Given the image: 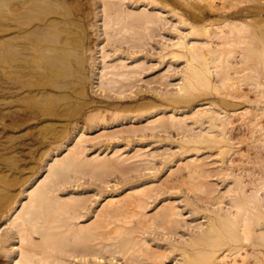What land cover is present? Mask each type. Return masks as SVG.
<instances>
[{"label": "bare ground", "instance_id": "obj_1", "mask_svg": "<svg viewBox=\"0 0 264 264\" xmlns=\"http://www.w3.org/2000/svg\"><path fill=\"white\" fill-rule=\"evenodd\" d=\"M174 1L185 2L134 0L129 7L125 0H95L93 4L86 0H0L1 128L41 134L43 127L55 123L53 137L48 136L51 131L45 133L46 128L42 134L51 142L37 154L30 152L29 161L19 162L16 150L0 149V264H118L119 259L122 264H169L168 257L177 259L176 264H264V5H251L250 0H223L221 6L209 2L222 17L195 21L173 7ZM97 18L104 20L103 31L96 30ZM167 22L174 35L162 33L170 41L160 42V56L170 66L183 63L174 99L187 105L181 110H176L178 105H163L147 115L146 125L115 133L174 128L182 132L179 147L185 153L168 165L172 167L164 179L134 181L121 192H103L104 198L89 208V190L70 191L63 185L91 173L101 178L118 171L130 178L147 166L143 155L148 153L129 154L113 148L110 154L86 155L87 140L109 139L115 134L106 132L109 124L131 118L95 112L103 105L90 106L94 101L87 102L90 109L85 121H94L93 126L102 131L93 135L89 125L76 123L77 132H71V121L62 117L73 108L69 103L73 96L87 94L91 71L100 74V85L114 93L130 89L142 74V60L125 61L121 54L107 62L105 53L102 66L94 70L93 50L106 52L108 45L102 33L118 53L122 48L116 42L125 40L129 48L140 49ZM134 53L129 52L130 56ZM198 93L225 96L214 101ZM236 114L244 131L240 142L257 148L253 157L243 155L259 164L258 181L249 180L246 170L234 173L231 167L239 150L231 145L230 134ZM10 116L11 122L6 119ZM202 150L215 152L216 157H201ZM213 171L232 176L223 192H216L207 182ZM71 172L76 175L68 179ZM183 184L190 185L196 197L204 193L218 203L201 208L185 197L192 210L206 211V220L192 217L189 221L169 195L160 197ZM226 196L229 202L222 205ZM158 199L161 204L150 212L151 202ZM88 209L94 213L90 221L84 217ZM183 221L193 229L189 237L176 239ZM153 233H159L157 238L164 235L167 243L151 242L156 238H148ZM229 240L238 243L231 245Z\"/></svg>", "mask_w": 264, "mask_h": 264}, {"label": "rangeland", "instance_id": "obj_2", "mask_svg": "<svg viewBox=\"0 0 264 264\" xmlns=\"http://www.w3.org/2000/svg\"><path fill=\"white\" fill-rule=\"evenodd\" d=\"M95 0H86L88 3H94ZM126 5L129 7H133L136 2H133L134 0H125ZM209 2H214L217 6H221L223 0H185V2L180 1H174L173 3H170L173 7H176L177 9H181L182 11H185L187 16H189L192 20L195 21H202L203 19H219V16L217 13L213 11L212 6ZM247 3V2H245ZM248 3L252 4H261L264 5V0H250ZM258 4V5H259ZM92 16V15H91ZM93 20L96 22V18L93 17ZM103 18H97V24L99 26H95L97 31H103ZM102 23V24H101ZM101 25V26H100ZM169 26H171V22H167L160 26V28L156 31V34L153 35L150 39H148V43L145 44L142 48H129L127 43H125V40L122 41V43L116 42L119 46H121L124 53H121L118 51V53H115L114 47L115 44L109 43L107 38L105 37V34H101V39L103 40V43H107L105 50L106 52H102L101 50L94 49L93 54L96 56V60H94V70L96 66H102L103 64V55L107 53V56H104V59L107 62H112V59L116 56L121 54V58L125 61H135L136 58H139L142 60L143 67L141 68L142 74H139L137 76V79L134 80L133 85L130 89L125 90L122 93H114L110 92L108 87L103 88L100 85V74L95 73L94 71L90 72L91 78L89 82H86L85 91H87L85 95H76L71 98L70 107L71 111L67 113L63 118L69 119L71 127V132L76 129V123L77 124H83L89 125L88 130L90 131V134H96L101 130L100 126H93L94 121L86 122V113L89 111L90 106L94 105H103L100 106L99 109L94 110L95 112H99L105 116L112 117L116 113L123 116L131 117L130 119H125V123L122 122H115L109 124L108 129H106V132H114L122 129H130L131 127H142L143 125H146V117L149 114H152L155 110H159L163 105L166 104H172V105H178L176 110H181L180 108L183 105H187L186 101L182 102H175L174 96L176 97L175 91L177 90V84L176 82L179 81L180 75L182 73V67L183 63L178 62L170 66V62L167 58H162L160 56L161 54V44L160 42L165 41L166 39L162 37V33L168 36H173L168 29ZM94 30V29H93ZM132 31L128 33L129 36H131ZM170 41V40H166ZM129 52H135L130 56ZM161 74V75H160ZM162 75H164L162 77ZM75 86V85H74ZM76 87V86H75ZM74 87V88H75ZM71 92L73 93L72 88ZM212 91V90H211ZM223 91V90H222ZM196 92V91H195ZM224 92V91H223ZM108 93L113 94L112 96H108ZM160 93H167L160 95ZM201 97L206 96L208 99H212L214 101H221L223 97L225 96V93H222V96H218L215 94H206V93H198ZM94 101L90 106L87 107L88 101ZM235 100H238V98H235ZM50 101L48 104L51 105ZM82 106L80 109V105ZM110 103V106L108 105ZM176 103V104H174ZM56 105V104H55ZM75 105H78L79 107H75ZM86 105V106H85ZM106 105V106H105ZM87 107V108H86ZM171 107V106H170ZM241 107V106H240ZM101 108V109H100ZM77 109V110H75ZM241 109V108H240ZM74 110V111H73ZM74 112V114L72 113ZM79 111V112H78ZM183 112V111H182ZM190 112V111H188ZM238 112V110L236 111ZM76 113V114H75ZM13 116L7 117L6 119H12ZM133 119H136L137 122H132ZM234 119V125L233 130L230 132L231 136L233 137L234 144L231 143V145H236L239 150L234 154L235 160L232 162L231 167L234 169V173H243L244 170L247 172V178L251 181L257 180L259 178V164L256 163L253 159L246 160L245 155H243V152H246L251 157L256 154L257 148L251 144H243L240 142L241 138L243 137V125L240 119V115L236 114L233 115ZM2 118H1V110H0V149L3 151H11L16 150V157L18 158L19 162H25L29 161L31 157L30 152H41V149L43 150L46 145H48L51 142V139L42 138V134H47V132L54 130L55 123L50 124L49 126L43 127V133H38L37 130H29L27 131L25 128H9L3 130L2 126ZM132 123H131V122ZM11 122V121H10ZM190 123V122H189ZM54 126V127H53ZM130 126V127H128ZM2 127V128H1ZM49 129V130H48ZM42 130V129H41ZM11 131V132H10ZM22 131V132H21ZM27 131V132H26ZM45 131V133H44ZM116 132L114 136L110 137L109 139L106 138H95V139H89L86 142V148L85 153L88 156H91L95 153H111L113 151V148H119L123 153L129 152V154H133L136 152V150L147 152L148 154H144L143 157L148 159L147 166H142V169L139 171H134L132 174V177L126 178V176H123L118 171L110 172L105 174L103 177H98L95 174H85L81 179L78 180H70L65 185H63V189H68L70 191L77 190H89L88 195L90 196V206L93 207V205H97L96 203L98 198L103 199L105 196L103 192L111 190L113 193L121 192L127 185H130L134 181H141L146 180L149 178H157L160 177V180L164 179L166 175L169 172V167H172L174 164V160L179 157L180 155H183L185 152H182L183 149H180L179 144L182 141V132L170 128L166 131L156 129L155 131L151 130H143V131H136V132ZM190 133H193L192 129L188 130ZM19 133V136L18 135ZM39 132H41L39 130ZM30 133V134H28ZM16 134V135H15ZM53 131L48 133L49 137H53ZM22 135V136H21ZM24 135V136H23ZM74 134H72L70 142H75ZM9 137V138H8ZM30 138V141L28 139ZM34 139V140H33ZM11 142H9V141ZM26 140V141H24ZM8 142V143H7ZM26 142V143H25ZM15 143V144H14ZM13 144V145H12ZM66 148V147H63ZM142 148V149H137ZM20 149V150H19ZM28 151V152H27ZM65 152V151H64ZM154 154V155H152ZM216 153L208 152L202 150L200 153V156H208L210 158L216 157ZM47 156V155H46ZM28 157V158H26ZM168 160V161H166ZM43 162V168L42 172L45 171L47 168V165H44ZM169 164H172L168 167ZM157 173V174H156ZM29 174V173H27ZM76 175L74 172H71L68 176H66L68 179H71V176ZM232 181V176H226L224 177L221 173H218L217 171H213V175L210 176V178L207 180L211 186L216 189V192H223L228 188V185ZM87 187V188H86ZM115 187H117L116 190H113ZM191 189L190 185L183 184L180 188H173L169 189V191L164 192L160 197L169 195L170 199L174 201L176 204L179 205L181 209L184 211V217H187V219L190 221L192 217H198V221H202L203 219L206 220V217H204L206 213L205 210L203 211H196L192 210V206L187 204L185 197L190 196L198 205L201 206V208H205L208 204V208H212L215 204L214 200L208 197L207 194L201 193L202 197L198 198L194 195L193 192L189 191ZM65 191V190H64ZM63 192V191H61ZM101 195V196H100ZM171 201V202H172ZM229 202V196L224 197L223 201L220 202L222 205L228 204ZM161 204L160 200H156L151 202V205L149 208L150 212H153L156 210V205ZM207 208V211H208ZM209 212V211H208ZM89 209L87 210V214L84 215L85 218H88L87 221H90L94 218L93 211L89 214ZM90 217V218H89ZM206 225V224H205ZM4 228H6V224L3 225ZM193 226L189 223H186V221H183L182 224L179 227V234L175 236L176 239H185L189 237L190 232L192 231ZM199 230V229H198ZM164 234L166 232L162 231ZM156 234L149 235L148 238H152L153 236L156 237L155 239H152L151 242L153 243H161L166 244L167 240L164 239V235L160 234V237L157 238ZM148 235V233H147ZM170 235V234H167ZM174 238V236H172ZM231 245H235L238 243L237 241H231L228 242ZM2 257H0V262H2ZM180 257V256H179ZM252 258V259H251ZM249 260L253 261V257H248ZM6 260V258H4ZM102 260L101 262H103ZM167 262L169 264H176L178 262L177 259L171 260V257L167 258ZM118 264H122V259H119L117 261ZM150 263V262H149ZM264 263V262H263ZM6 264V261L5 263ZM105 264H114L113 262L105 261Z\"/></svg>", "mask_w": 264, "mask_h": 264}]
</instances>
